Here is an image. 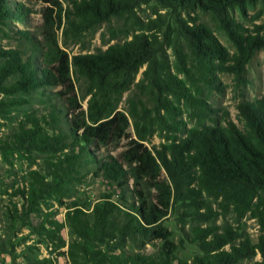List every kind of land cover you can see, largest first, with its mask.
I'll return each mask as SVG.
<instances>
[{
  "label": "trees",
  "instance_id": "trees-1",
  "mask_svg": "<svg viewBox=\"0 0 264 264\" xmlns=\"http://www.w3.org/2000/svg\"><path fill=\"white\" fill-rule=\"evenodd\" d=\"M151 2L176 14L174 26L168 27L172 32L165 33L164 41L182 62V67L177 70L186 73L188 78L191 74L215 78L218 72L241 76L245 66L261 48L256 41L264 42V36L246 35L243 25L231 15L234 9L246 12L258 4L264 9V0H82L67 13L66 21L70 30L92 28L112 18H124L127 14L130 17L135 6ZM195 8L212 13L214 21L234 42L238 54L230 60L232 65H227L226 49L205 24L198 23L197 18L187 21L181 17V11ZM13 14L5 0H0L1 30L11 26L9 16ZM160 43L156 35L134 34L131 40L110 45L93 54L74 56L71 61L63 53L56 73L45 66L40 74L31 61L23 62L17 53L5 51L0 46V60H5L0 67L2 91L29 93L46 85L71 86L74 78V81L85 84V97H89L86 120L74 116L66 133L50 137L43 127L49 124L47 118L27 116L15 134L0 142L3 149L12 147L27 152L58 153L69 147L74 149L72 155L65 153L55 162L48 163L47 177L41 172H33L29 186L19 194L32 213L36 212V205L43 199L62 202L71 183L79 180L76 168L80 154L90 156L81 144L92 145L95 139L104 142L130 126L129 118L117 111L118 104L140 70L145 68L137 83L141 93L147 96L145 105L141 108L136 99L130 102V116L138 135L144 139L150 133L154 126V111L165 110L172 120V123H166L167 129L178 128L176 107L171 97L176 101L184 100L185 105L194 110L198 122L185 132L184 138L168 137L170 144L162 145L156 157L146 150L138 152L137 148L125 154L127 161L140 163L131 170L135 185H143L145 178H154L165 172L170 185L159 187L161 207L153 204L140 190L135 191L138 205L134 204L129 209H123L111 198L97 203L90 213L84 212L78 203H73L68 208L67 220L74 234L82 241L116 240L117 245L124 238L135 241L138 237L159 239L164 243L155 255L93 252L92 256L103 264H239L253 258L257 252L261 254L262 261L255 264H264V234L257 244L245 239L236 246V237L228 227L220 233L214 226H196L190 242L198 245L202 255L196 256L191 263L175 255L177 246L170 241L171 233L161 225L168 215L172 199L193 206L202 220L204 216L209 220L210 216L218 215L211 213L212 209L207 204L206 199H212L221 210L220 215L233 211L241 219L250 214L260 223L264 233V101L239 106L242 129L231 120H227L225 125L217 124L200 93L194 96L186 83L172 73L162 57ZM53 53L54 49L50 48V54ZM47 57L49 61V54ZM188 65L191 67L187 68ZM11 76L16 80L3 85ZM149 103L152 104L150 111ZM60 113L51 111L52 121L59 122ZM208 119L213 124L206 125ZM75 149L80 150L78 155H74ZM101 168L103 176L119 183L125 193V185L120 183L124 173L118 164L107 162ZM200 209H206V213H200ZM46 222H51L55 228L59 226L54 221ZM227 246L230 249H226Z\"/></svg>",
  "mask_w": 264,
  "mask_h": 264
},
{
  "label": "rangeland",
  "instance_id": "rangeland-1",
  "mask_svg": "<svg viewBox=\"0 0 264 264\" xmlns=\"http://www.w3.org/2000/svg\"><path fill=\"white\" fill-rule=\"evenodd\" d=\"M80 1L82 0H5L14 14L9 16L11 26L3 27L5 31L0 29V46L5 51L17 53L23 62L31 61L38 74L45 66L56 73L63 53L71 61L74 56L93 54L107 49L110 45L131 40L134 34L156 35L161 42L162 57L172 73L186 83L194 96L200 93L212 110L211 117L217 124L225 125L227 120H231L242 129L239 106L243 103L264 101V42L256 41L261 48L255 52L241 76L232 72H218L215 78L192 74L188 78L186 73L177 70L182 67V62L174 49L164 41L165 33L172 32L168 31V27L175 24L174 12L151 2L135 6L130 17L127 14L124 18H112L109 22H102L92 28L79 27L70 30L66 15ZM231 15L243 25L246 35L264 36V9L261 5L250 7L246 12L234 9ZM181 17L187 21L197 18L198 23L205 24L226 49L227 65L233 64L230 60L238 54V49L214 21L212 13L195 8L192 11H181ZM50 48L54 49L53 54H50ZM4 63V59L0 60V67ZM144 70L145 68L140 70L118 104L117 111L129 118L130 126L123 133L118 132L104 142L95 139L92 145L81 144L90 152V156L80 154L76 168L79 171V180L71 183L69 193L62 202L43 199L36 205V212L32 213L19 193L29 186L33 172H41L47 177L48 163L55 162L65 153L72 155L73 147L53 153L18 151L12 147L3 149L0 146V264H103L92 256L93 252L101 251L109 255L122 252L155 255L161 251L163 241L154 238L138 237L135 241L124 238L119 245L116 240L82 241L74 234L67 220L68 208L73 203L81 205L86 213H90L97 203L107 198H111L123 209H129L134 204L137 206L136 190L142 191L153 204L161 207L159 187L170 185L165 172L154 178H145L143 185H135L131 170L140 163L135 160L127 161L125 154L132 148H137L138 152L146 150L156 157L162 145L170 144L168 137L184 138L185 132L196 125L198 118L194 110L185 105L184 100L176 101L171 97L176 107L178 128L167 129L166 123L170 124L172 120L166 111H154V126L146 138L142 139L133 126L130 102L136 99L141 108L145 105L147 96L137 87ZM15 80L11 76L3 85H9ZM71 81V86L46 85L29 93H8L0 89V142L15 134L19 126L26 122L27 116L47 118L49 124L43 127L50 137L66 133L74 116L86 120L89 97H85V84L74 81V78ZM151 107L152 104L149 103V111ZM53 110L62 112L59 114L61 120L57 123L50 118ZM205 123L213 124L211 119ZM69 142L72 143V140ZM79 152V149H75L74 155ZM112 161L124 173L120 183L125 185V193L118 186L119 183L103 176L101 166ZM206 200L212 209L211 213H218L210 216L209 220L208 216H204L202 220L193 206L172 199L168 215L161 221V225L171 233L170 241L177 246L175 255L179 259L191 263L196 256L202 255L198 245L190 242L196 226H214L220 233L228 227L236 237V246L245 239H249L252 244L260 241V236L264 233L257 219L251 218L250 214L238 219L233 211L220 215L221 210L217 203L212 199ZM199 211L206 213V209ZM46 221L57 222L59 226L55 228L51 222ZM226 249L230 247L227 246ZM261 261L262 256L257 252L256 256L242 260L239 264H255Z\"/></svg>",
  "mask_w": 264,
  "mask_h": 264
}]
</instances>
